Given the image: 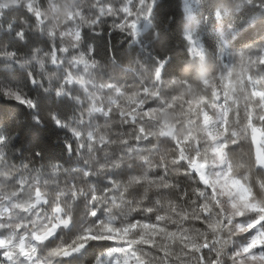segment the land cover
Returning a JSON list of instances; mask_svg holds the SVG:
<instances>
[{
  "label": "snow or ice",
  "instance_id": "1",
  "mask_svg": "<svg viewBox=\"0 0 264 264\" xmlns=\"http://www.w3.org/2000/svg\"><path fill=\"white\" fill-rule=\"evenodd\" d=\"M0 32L47 47L0 68L74 106L47 119L77 158L17 165L0 126V264H264V0H0Z\"/></svg>",
  "mask_w": 264,
  "mask_h": 264
},
{
  "label": "trees",
  "instance_id": "2",
  "mask_svg": "<svg viewBox=\"0 0 264 264\" xmlns=\"http://www.w3.org/2000/svg\"><path fill=\"white\" fill-rule=\"evenodd\" d=\"M17 19H19V16ZM110 23L111 21H109ZM258 32L259 30L249 35L242 34L241 37L233 41L235 49L238 50L245 44L252 42L253 39H257ZM179 39V34L174 33L172 36L173 44L179 46ZM113 43H115V40H113ZM3 45H8L11 50L17 51L22 56H27L31 52V49L35 47L42 48L44 52L48 51L47 47L41 44L38 33H29L26 40L20 41L14 35L10 36L6 32H0V46ZM97 47L99 51H103L104 44L102 39L98 42ZM135 58L136 54L134 52H126L120 56V62L127 65L130 59ZM213 68L214 63L209 59L205 70L211 73ZM32 70L36 72L40 71L39 66L35 64ZM51 71L52 68L49 66V72ZM117 75L123 76V73H117ZM0 80L13 86H21L29 96L34 98L39 106V116L44 120L46 126L45 128H41L37 125L32 119V113L25 106L14 100H8L0 96V126L9 135L15 134L12 147L20 149L19 153L9 152L8 160L10 162L14 161L19 165L21 158H26L30 151L40 149L44 153L45 161L59 160L64 163L66 168L77 166V158L75 156L62 153L63 142L57 139V137H62L64 132L57 130L53 123L47 119V113L50 111L56 112L63 118H68L73 115L74 106L68 101L61 102L54 96L49 99V94L43 92L40 88L34 87L28 79L27 72L18 66L0 68ZM17 121H20V123L18 124ZM101 123L103 122L101 121ZM60 179L62 180L63 177ZM77 216L79 217V213H77ZM72 234L69 233V236ZM73 264H79V262H73Z\"/></svg>",
  "mask_w": 264,
  "mask_h": 264
},
{
  "label": "rangeland",
  "instance_id": "3",
  "mask_svg": "<svg viewBox=\"0 0 264 264\" xmlns=\"http://www.w3.org/2000/svg\"><path fill=\"white\" fill-rule=\"evenodd\" d=\"M3 171H5V169H3V168H0V172H3Z\"/></svg>",
  "mask_w": 264,
  "mask_h": 264
}]
</instances>
